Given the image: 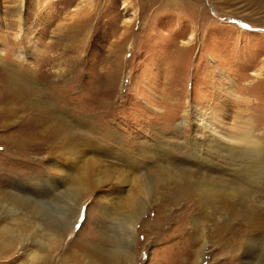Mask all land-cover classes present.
<instances>
[{
    "label": "rangeland",
    "instance_id": "obj_1",
    "mask_svg": "<svg viewBox=\"0 0 264 264\" xmlns=\"http://www.w3.org/2000/svg\"><path fill=\"white\" fill-rule=\"evenodd\" d=\"M14 5L0 0L12 49L0 60V264H123L105 210L124 208L114 178L96 184L102 168L181 178L143 199L133 264H264V226L250 219L264 213V160L257 171L249 154L211 150L194 117L218 109L231 129L253 116L264 150V0H24L21 31ZM202 179L227 188L203 199ZM103 231L115 259L100 253Z\"/></svg>",
    "mask_w": 264,
    "mask_h": 264
},
{
    "label": "bare ground",
    "instance_id": "obj_2",
    "mask_svg": "<svg viewBox=\"0 0 264 264\" xmlns=\"http://www.w3.org/2000/svg\"><path fill=\"white\" fill-rule=\"evenodd\" d=\"M12 1H14V3H15L14 7L16 8V10L18 12V17H19L18 18V21H19L18 25L20 24V26H21L20 31H21L25 27L24 23H23V15L21 14L23 11L22 9L24 6V0H12ZM1 18H3V17L0 16V22L2 20L4 21L5 18H3L2 20H1ZM3 21H2V23H3ZM9 24H10V22H9ZM3 35H5V32L0 28V60L4 59L5 57L10 56V54L12 52V49L10 47L6 46L1 41V36H3ZM16 35H17L16 39L19 40L20 34H16ZM29 46H30L31 51L34 54H37V53H38V55L43 54L45 51V50L43 51V48L39 45V43L37 41H33L32 39L29 40ZM20 53H22V52L19 51V55H20ZM249 83H251V81ZM1 87H3V84H1V82H0V89H1ZM234 89L235 88H233L231 90V91H233V93H235ZM221 102L225 108H228L227 107L228 103L226 104L224 102V100L223 101L221 100ZM239 110L240 111L238 112V115L239 116L243 115L244 112H242V108H239ZM206 111L202 112L199 108V111L195 112L194 117H196L200 121V125L203 126V128L207 132L208 137H210V140H209L210 149L216 150V148H219L222 152L226 151L229 154H232L235 156H240L241 158L244 157L245 153L249 154V155H251V159L254 162L252 164V166L258 171L259 167L263 164L264 150H263L262 145L260 144V140L258 137L259 134H257L256 129L253 128L255 126L254 117L249 116L248 118L241 120L240 123L238 125H236L234 128L230 129V126L228 124H226V118H225L226 116L224 117V115L221 113L220 110L209 107L208 109H206ZM6 124H7V122L1 123V125L4 127H6ZM23 133L24 132L20 133L17 130H15L14 132H11L10 133L11 142L15 145H17V143H21L20 137ZM21 144H23V143H21ZM196 147H198V146H196ZM154 153H156V152H154ZM206 157H207V161H208L209 156L206 155ZM88 160H89L88 162H85L83 164L84 169L82 171V174H80V175L77 174L78 177L75 181L78 185V186H76V188H77V191L79 192L80 195H82L84 192L89 193L90 190L93 189V182L94 181L91 180V178H92L91 177L92 176L91 171L94 170V168L97 164H95L96 163V161H94L95 159L92 160V158H90ZM98 167H99V165H98ZM102 169H101L102 174L101 175L98 174V176L96 178V184L97 185L102 183V182H107V181L111 180L112 178H114L113 180H116V182H115L116 184L114 186H112V189L114 191L115 196H117L119 199H116V197H113V198H114L115 203H117L119 207L124 208V211L122 213L113 214V213H110L109 211L105 210V214H107V216L109 215L108 217H110V227L113 229L112 232L114 231L115 228L122 230L124 242L122 243V245L120 247L118 246L117 250H120V251H118L120 253V255H119L118 253H116L114 251L117 247L115 245H112V240L110 239L109 235L105 231H103L101 233L103 247H101V249H99V250H100V253L102 255L107 256V258H109V259H115L116 256L119 255V256H121L120 258H122V260H123L122 263L124 262L123 264H133L134 256H135V253H134V248H135L134 246L135 245H134V243L136 241L137 222L142 217L143 213L146 210V206H147V204H146L147 202L143 203V201H144L143 199L148 201V199L150 197H152L157 192L158 186L160 184H164L165 182L167 184L168 181H171L174 179L180 180L181 178L178 176H171V178L169 180H167V179L162 178L161 176H158V175L155 176L154 178H150V179H146L145 178L146 176H144V175H141L140 177H133V178L131 176V178H130V175L128 173H125V172L120 173L118 171L119 172L118 173L117 171H114L115 174H117V175H112L113 171L103 173L104 170H102ZM115 170H117V169H115ZM141 171L142 170H140V173H141ZM118 174H119V176H118ZM70 175H73V174H70ZM70 175L68 176L69 180L71 178ZM122 175H124V176L122 178H120V176H122ZM72 180H74V179H72ZM253 180H254V182H256V179H253ZM200 181H202L203 183L200 184L201 188H199L198 192L203 197V199H205V198L211 199L212 197H215L216 195H218L217 193L223 192L224 189L227 188L225 185H222V187H220V189L210 185V183H212L213 180L204 181L202 179ZM122 184H126L127 186H131L132 189L129 188L131 192L129 191L130 193H124V185H122ZM203 184H209V185H203ZM78 192H76V194H75L77 197H78ZM28 205L29 204L26 205V208ZM76 217H77V214H76V216H74L73 220L65 218L62 221V223H60L62 228H64L65 231H69L71 226L75 223ZM250 219H251L253 224H257L259 227H261V225L264 226V222H263L264 213H252L250 215ZM28 222H30V219H28ZM115 231H116V229H115ZM59 232L61 233V230L56 231V234L52 233V235H50L52 237L51 239H52L53 244L57 242L58 236L60 237L61 234L59 235ZM51 239H50V241H51ZM108 242H110L108 244V248H105L107 246ZM107 250H109V251H107ZM200 250L203 251V248H201ZM27 254L31 255L32 258H35V254L33 255L30 252ZM200 256H201V254H200ZM198 262H200V261L198 260Z\"/></svg>",
    "mask_w": 264,
    "mask_h": 264
},
{
    "label": "snow or ice",
    "instance_id": "obj_3",
    "mask_svg": "<svg viewBox=\"0 0 264 264\" xmlns=\"http://www.w3.org/2000/svg\"><path fill=\"white\" fill-rule=\"evenodd\" d=\"M80 218H81L82 220H83V219H85L84 210H82V211H81ZM76 227H77V228H79V227H80V225H79V224H77V225H76Z\"/></svg>",
    "mask_w": 264,
    "mask_h": 264
}]
</instances>
